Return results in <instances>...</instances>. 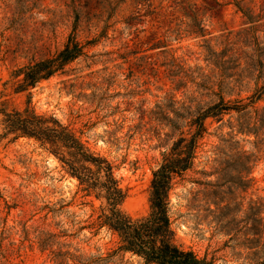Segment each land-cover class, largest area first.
Instances as JSON below:
<instances>
[{
  "label": "rangeland",
  "instance_id": "374dc122",
  "mask_svg": "<svg viewBox=\"0 0 264 264\" xmlns=\"http://www.w3.org/2000/svg\"><path fill=\"white\" fill-rule=\"evenodd\" d=\"M83 50L30 94L16 73ZM206 121L193 167L174 181L177 244L211 264H264V0H0V264H145L101 228L50 147L4 137L2 112L53 116L106 158L150 212L153 173L197 106Z\"/></svg>",
  "mask_w": 264,
  "mask_h": 264
},
{
  "label": "trees",
  "instance_id": "16d2710c",
  "mask_svg": "<svg viewBox=\"0 0 264 264\" xmlns=\"http://www.w3.org/2000/svg\"><path fill=\"white\" fill-rule=\"evenodd\" d=\"M82 54L79 44L70 40L56 56L18 71L16 78L22 76L23 79L16 84L15 92L30 94L41 82L52 78ZM232 110L242 113L247 107L231 109L221 102L197 106L196 111L188 115L190 122L186 126L189 131L173 143L153 173L150 212L138 219L121 209L128 192L122 188L112 164L91 152L55 117L39 115L30 104L22 111L2 112L5 117L3 136H14V140L32 139L43 147H50L66 173L78 182L80 191L101 203L99 225L118 237L121 251L138 257L145 264H211L177 244L170 218V196L174 181L194 165L199 142L208 133L206 121Z\"/></svg>",
  "mask_w": 264,
  "mask_h": 264
}]
</instances>
